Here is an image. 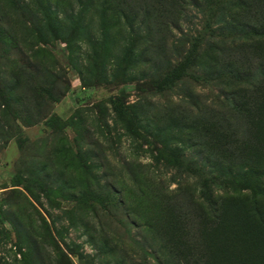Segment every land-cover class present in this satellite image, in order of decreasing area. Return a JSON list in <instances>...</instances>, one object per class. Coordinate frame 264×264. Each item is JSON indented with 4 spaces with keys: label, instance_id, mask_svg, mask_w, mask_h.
I'll list each match as a JSON object with an SVG mask.
<instances>
[{
    "label": "rangeland",
    "instance_id": "1",
    "mask_svg": "<svg viewBox=\"0 0 264 264\" xmlns=\"http://www.w3.org/2000/svg\"><path fill=\"white\" fill-rule=\"evenodd\" d=\"M15 2L0 0V264H223L202 194L250 202L259 181L245 166H257L264 140V122L243 137L248 118H233L220 88L236 83L225 63L247 58L230 53L238 3L212 4L218 39L188 2L161 8L149 40L100 1ZM198 33L225 45L223 70L206 71L204 56L175 85L151 88L166 63L148 61L176 64ZM241 94L264 109V79Z\"/></svg>",
    "mask_w": 264,
    "mask_h": 264
},
{
    "label": "trees",
    "instance_id": "2",
    "mask_svg": "<svg viewBox=\"0 0 264 264\" xmlns=\"http://www.w3.org/2000/svg\"><path fill=\"white\" fill-rule=\"evenodd\" d=\"M25 1L26 0H16L15 6L24 11L25 8H29L28 3L26 5ZM78 1L81 2V0ZM88 1L91 3L100 1L104 7L110 5L116 6L115 10L121 16L122 21L130 32L133 33V28L137 27L140 34L146 33V36H150L149 40L152 38L153 29H156V27L153 26L155 22L157 23V19L160 18L157 13H162L163 11L161 8L167 7L172 9L174 6L188 2L201 14L209 17V19L205 18V22H207L206 26L209 31L215 34L212 36L218 39L223 36L225 32V27H221L218 24L220 22L223 23V21L216 19V30L212 28L213 24L210 23L212 16L210 12L211 6L213 3L219 2L220 0H125L123 3L122 0ZM235 1L238 3L237 5L239 7L238 13L242 14L244 18L242 20L230 18L232 22L231 26L236 25L242 30L241 32L235 31L234 28L232 29L231 34L233 33L234 35H232L233 47L230 53L236 50L241 52L240 47H243L242 49H247V58H245V60L242 56V60H229L228 63H225L224 67L222 65L223 68L227 69L224 75H229V78L234 79L236 83H227V85L224 84L220 88L225 90L224 94L226 97L222 95L224 97L223 103L225 102L229 110L233 112V118H248L243 133V137H246L254 134L257 123L264 122V109L258 108V105L253 108L251 105L247 104L246 101L242 100L244 95L241 94L246 91L250 94L256 93L261 88L262 80L264 79V51H262L264 49H259L264 48V0ZM47 10L48 9L45 7H42L39 12L41 13L43 11L45 14ZM33 13L34 15H32L34 17L37 16V12ZM212 17L215 18L214 16ZM55 21H57V13ZM198 35L199 33L195 37L190 38L192 41L188 44L189 46L186 48V51H183L184 54L180 55V61L176 62V64L171 63L169 60H161L157 53L155 57L150 59L152 61H148L149 63H155L157 62L156 60H160L166 63V71L161 73V75L157 72H160L162 68L154 67V70H157L155 72L156 77L151 80V88L161 90L168 85H175L183 79L184 73L190 66L193 64V67L200 66L204 56L207 60L211 61L212 64L214 63L213 65L210 64L211 66L205 67L206 71L214 72V70H217L221 72L223 70H221L222 67H219L218 64L220 63L219 56H223L226 52L225 45H219L220 41H217L215 44L208 43L205 39H201L203 36L200 35L198 37ZM187 38L188 37H183L181 41L186 42ZM238 40L239 44L237 43ZM180 44L181 47L185 48L186 43L183 44L180 42ZM253 47H255V49H253ZM239 51L236 54L240 55ZM255 51H257L259 57H257ZM252 67H255L254 69L259 72L258 75L249 77L248 83H243V81H241L243 79L242 77L249 76V71ZM246 72L249 74L246 75ZM204 78V80H207L206 77ZM220 78V75H216L214 78L211 77L210 79L218 81ZM243 84H246L247 90L243 89ZM254 109H257V112H255ZM257 149L261 155L255 159L257 161V166H252L251 164L245 166V168H247V174L254 176V178L259 181L258 184L254 183L256 195L250 202L234 198L229 202L224 201L221 203L220 201L216 203L215 200L211 199V195L207 193V190H204L202 194L213 208L212 219L214 221L210 229L211 232H220V235L213 239L214 241H212L213 243L211 245L225 248L226 259L223 264H264L263 260H259L255 263L248 261V258L252 259L250 258V252H253V250L260 249L264 253V140L262 146H258ZM207 228L206 230L208 233L209 230ZM192 236L195 238L193 247L197 248L200 243L203 244V241L200 242L199 240L203 235L198 238L196 232H194ZM246 252H249V255ZM185 264L191 263L185 261Z\"/></svg>",
    "mask_w": 264,
    "mask_h": 264
}]
</instances>
